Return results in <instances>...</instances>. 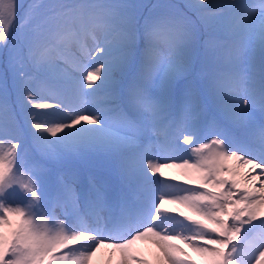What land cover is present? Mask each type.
<instances>
[{
  "label": "snow or ice",
  "instance_id": "6c2138e0",
  "mask_svg": "<svg viewBox=\"0 0 264 264\" xmlns=\"http://www.w3.org/2000/svg\"><path fill=\"white\" fill-rule=\"evenodd\" d=\"M94 258L264 264V0H0V264Z\"/></svg>",
  "mask_w": 264,
  "mask_h": 264
},
{
  "label": "bare ground",
  "instance_id": "6f19581e",
  "mask_svg": "<svg viewBox=\"0 0 264 264\" xmlns=\"http://www.w3.org/2000/svg\"><path fill=\"white\" fill-rule=\"evenodd\" d=\"M165 176L166 177H170L173 175H177V172L175 169H165ZM163 179V178H161ZM165 183H170V181L165 180ZM176 183H181L180 181H177ZM166 208H175V205H165ZM137 247L141 250V252L145 255V257L149 260H154L155 259V254L157 253V249L155 248L154 245L150 244V243H138ZM107 251L108 250H102L101 253L98 254V258L101 259H107ZM191 255H193V257L195 256V254L190 253ZM97 258H94V264H95V260Z\"/></svg>",
  "mask_w": 264,
  "mask_h": 264
},
{
  "label": "rangeland",
  "instance_id": "374dc122",
  "mask_svg": "<svg viewBox=\"0 0 264 264\" xmlns=\"http://www.w3.org/2000/svg\"><path fill=\"white\" fill-rule=\"evenodd\" d=\"M21 2L27 4V3H30L31 0H21ZM194 257H195V256H194Z\"/></svg>",
  "mask_w": 264,
  "mask_h": 264
}]
</instances>
